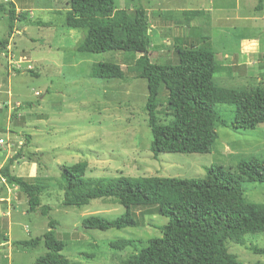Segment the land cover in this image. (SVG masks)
Here are the masks:
<instances>
[{
	"label": "rangeland",
	"instance_id": "374dc122",
	"mask_svg": "<svg viewBox=\"0 0 264 264\" xmlns=\"http://www.w3.org/2000/svg\"><path fill=\"white\" fill-rule=\"evenodd\" d=\"M8 3L17 20L10 30L8 14L0 12V139L5 141L0 145V167L5 155L21 151L24 157L13 163L11 173L49 185L41 203L52 208L57 237L66 244L61 254L69 264H123L134 250H112L109 243L136 239L145 247L148 240L162 236L168 219L138 207L132 209L137 227L85 230V217L115 219L125 209L111 200H92L79 209L62 207L61 166L86 162L87 179H199L211 166L237 174L240 159L264 156V124L242 131L219 126L231 122L234 109L216 105L219 125L211 153L160 154L154 160L144 110L146 82L127 71L134 59L121 52H78L86 31L66 28L68 0H0L7 10ZM140 7L149 22L152 63L176 64L177 49L206 42L218 62L216 85L264 89V0H114L115 11L130 14ZM189 10L203 13L188 20L182 12ZM100 62L117 63L127 79L91 78L92 66ZM166 95L161 91L159 124L170 121ZM31 153L33 162L28 159ZM242 186L249 203H264V184ZM0 196L5 199L0 205V264H34L46 253L43 244L28 248L14 243L43 235L49 218L28 213L25 196L3 180ZM253 247L264 249V233L247 236L245 245L226 244L241 264L264 262V255Z\"/></svg>",
	"mask_w": 264,
	"mask_h": 264
},
{
	"label": "trees",
	"instance_id": "16d2710c",
	"mask_svg": "<svg viewBox=\"0 0 264 264\" xmlns=\"http://www.w3.org/2000/svg\"><path fill=\"white\" fill-rule=\"evenodd\" d=\"M7 6L8 10L0 4V12L8 14L12 30L17 20L15 8L12 3ZM202 13L182 12L188 20ZM64 24L69 29L86 31L78 52H121L134 59L127 71L146 82L148 95L144 110L154 160L160 154L211 153L217 140L215 127L219 125L216 105H232L234 109L231 122L228 125L222 122L219 126L242 131L264 124V89L236 90L216 85L213 77L217 74L218 62L209 43L177 49L176 64L152 63L150 27L143 8L128 14L115 11L114 0H68ZM89 76L100 80L127 79L121 66L114 62L93 65ZM163 90L167 94L164 103L170 116L167 124L158 123ZM23 156L19 151L6 160L0 169V181L14 185L25 196L28 213L40 214L49 221L43 235L17 241L14 245L36 248L42 243L46 253L34 264H69L61 254L66 244L57 237V222L50 217L52 208L41 203V196L49 185L27 181L11 173L13 163ZM29 156L32 161L35 154ZM87 167L86 162L60 167L62 207L79 209L92 200H111L125 211L115 219L97 215L85 217L83 229L137 227L132 209L138 207L151 208L154 214L168 219L161 228L162 236L148 240L145 247L136 239L111 241L112 250H134L123 264H241L235 255L228 253L227 242L245 245L247 236L264 233V203H249L242 186L243 183L264 184V156L240 159L237 174L211 166L205 177L199 179L125 176L87 179ZM252 250L264 255V249L253 247Z\"/></svg>",
	"mask_w": 264,
	"mask_h": 264
},
{
	"label": "crops",
	"instance_id": "0c3cea01",
	"mask_svg": "<svg viewBox=\"0 0 264 264\" xmlns=\"http://www.w3.org/2000/svg\"><path fill=\"white\" fill-rule=\"evenodd\" d=\"M189 11H190V10H189ZM19 145L22 146V145H23L22 142H19ZM8 150H11V149H8ZM9 157H10V156H6V155H5V157H3V159L1 160V161H3V165H4V163L6 162V160L9 159ZM23 157H24V156H23ZM10 158H11V157H10ZM3 165H2V166H3ZM32 165H33V164H32ZM2 166L0 167V169L2 168ZM12 170H13V169H12ZM11 172H12V171H11ZM3 202H5V199H3L2 196H0V205H1V203H3ZM2 218H4V217L0 215V220H1ZM9 243H10V239H8V242H7L6 244H9Z\"/></svg>",
	"mask_w": 264,
	"mask_h": 264
},
{
	"label": "built area",
	"instance_id": "2783aa9c",
	"mask_svg": "<svg viewBox=\"0 0 264 264\" xmlns=\"http://www.w3.org/2000/svg\"><path fill=\"white\" fill-rule=\"evenodd\" d=\"M5 144V141L3 139H0V145Z\"/></svg>",
	"mask_w": 264,
	"mask_h": 264
}]
</instances>
